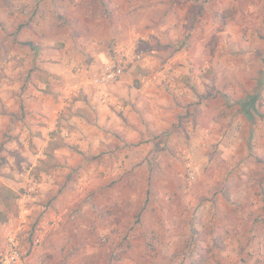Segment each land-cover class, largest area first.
Instances as JSON below:
<instances>
[{
  "label": "rangeland",
  "instance_id": "rangeland-1",
  "mask_svg": "<svg viewBox=\"0 0 264 264\" xmlns=\"http://www.w3.org/2000/svg\"><path fill=\"white\" fill-rule=\"evenodd\" d=\"M131 12L123 76L93 82L128 78L134 99L119 111L136 135L61 122L30 168L0 132V184L19 192L14 215L0 201V252L12 237L23 264H241V238L232 255L210 243L226 212L264 210V0H136ZM16 57L0 58L3 90L40 75Z\"/></svg>",
  "mask_w": 264,
  "mask_h": 264
},
{
  "label": "crops",
  "instance_id": "crops-1",
  "mask_svg": "<svg viewBox=\"0 0 264 264\" xmlns=\"http://www.w3.org/2000/svg\"><path fill=\"white\" fill-rule=\"evenodd\" d=\"M135 4L136 0H0V58H5L8 66L12 62L9 58L21 50L17 57L21 55L24 64L36 67L40 74L23 85L22 91L0 86V132L7 129L11 135L4 146L12 151L23 147L19 149L25 155L23 166L30 159L32 168L38 158L47 156L54 132L70 124L81 125V129H74L84 132L87 123L97 122L103 127L99 132L107 131L100 136L113 135L116 140L119 132L133 130L136 135L135 127L125 125L127 119L120 115L134 99L133 94L128 96V78L107 88L93 82L102 76L108 60L122 57L121 50L128 52L132 47L137 27V19L131 14ZM11 42L20 49H11ZM145 92L144 99L156 101L152 87ZM17 103L24 111L18 117ZM89 114L93 118L86 120ZM131 120L136 122L129 117ZM3 182L12 186L9 179ZM255 209L226 212L224 226L216 228L210 245L216 246V242L224 248L230 243L225 248L232 255L241 238L244 249L240 263L264 264V210Z\"/></svg>",
  "mask_w": 264,
  "mask_h": 264
},
{
  "label": "built area",
  "instance_id": "built-area-1",
  "mask_svg": "<svg viewBox=\"0 0 264 264\" xmlns=\"http://www.w3.org/2000/svg\"><path fill=\"white\" fill-rule=\"evenodd\" d=\"M138 60L140 54L133 56ZM127 61L123 57H113L103 67L102 81H116L124 74ZM0 264H23V252L12 237H8L4 250L0 252Z\"/></svg>",
  "mask_w": 264,
  "mask_h": 264
},
{
  "label": "trees",
  "instance_id": "trees-1",
  "mask_svg": "<svg viewBox=\"0 0 264 264\" xmlns=\"http://www.w3.org/2000/svg\"><path fill=\"white\" fill-rule=\"evenodd\" d=\"M185 45H179L178 48H182ZM257 98V93H254V95H247V98L244 99L241 103V107L243 111L246 113L247 117L252 118V110L254 109V104ZM50 147V146H49ZM48 148V147H47ZM19 197V192L17 190L12 189L11 187L0 184V201L4 205L5 210L9 213H12L13 215L17 213L18 208L16 204V200ZM218 243L215 242L214 245H217ZM205 256L203 255L201 257V260H203Z\"/></svg>",
  "mask_w": 264,
  "mask_h": 264
}]
</instances>
